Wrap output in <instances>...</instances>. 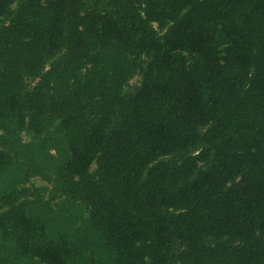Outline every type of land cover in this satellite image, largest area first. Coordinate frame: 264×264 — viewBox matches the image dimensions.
Listing matches in <instances>:
<instances>
[{
  "label": "trees",
  "instance_id": "trees-1",
  "mask_svg": "<svg viewBox=\"0 0 264 264\" xmlns=\"http://www.w3.org/2000/svg\"><path fill=\"white\" fill-rule=\"evenodd\" d=\"M0 264H264V0H0Z\"/></svg>",
  "mask_w": 264,
  "mask_h": 264
},
{
  "label": "rangeland",
  "instance_id": "rangeland-1",
  "mask_svg": "<svg viewBox=\"0 0 264 264\" xmlns=\"http://www.w3.org/2000/svg\"><path fill=\"white\" fill-rule=\"evenodd\" d=\"M138 81H139L138 77H135L134 79H132L129 83L130 84L129 89H132L133 86H135L138 83ZM22 138L24 141H29L31 139L28 134H22ZM30 185L34 187H42V186H45L46 183L40 178H35L30 181ZM45 198L47 199L48 195H46Z\"/></svg>",
  "mask_w": 264,
  "mask_h": 264
}]
</instances>
